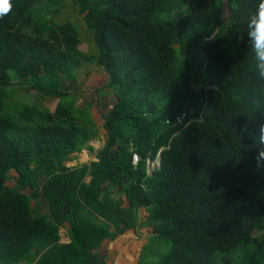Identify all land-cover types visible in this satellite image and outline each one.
Segmentation results:
<instances>
[{
	"label": "trees",
	"instance_id": "trees-1",
	"mask_svg": "<svg viewBox=\"0 0 264 264\" xmlns=\"http://www.w3.org/2000/svg\"><path fill=\"white\" fill-rule=\"evenodd\" d=\"M73 1L93 53L52 17L60 0H12L0 18V264H107L101 242L145 226L138 264H264V167L250 136L264 81L246 37L259 0ZM83 63L103 69L115 101L96 160L76 169L66 163L98 133L92 101L76 105ZM23 86L36 92L27 106Z\"/></svg>",
	"mask_w": 264,
	"mask_h": 264
},
{
	"label": "rangeland",
	"instance_id": "rangeland-1",
	"mask_svg": "<svg viewBox=\"0 0 264 264\" xmlns=\"http://www.w3.org/2000/svg\"><path fill=\"white\" fill-rule=\"evenodd\" d=\"M61 2L57 5V10L54 11L52 17L56 21L69 20L77 27L80 34L81 43L79 49L86 53H93L95 44L92 40L90 33L84 25L82 14L79 13L78 8L73 0H60ZM96 51V48H95ZM76 77L78 85L75 84L77 91L81 94L76 102V105H82L83 97L92 101L91 114L93 120L96 122L97 137L89 140L88 144L93 150L88 151L86 148L72 154V160L66 164L75 167L76 169L84 167L92 160H95L97 150L101 148L106 139L105 129L103 128L102 115L111 108L115 98L109 87L105 86L107 76L102 68L96 66L93 63H83L78 70H76ZM36 96V92L28 90L26 86L20 87L16 92V102L23 106L30 104ZM56 102L55 98H46L43 103V107L50 110L53 109ZM157 166V162L153 161L149 163L148 172H151L154 167ZM10 179L6 182V185L12 187L14 185L13 178L16 177V171L13 169L9 170ZM88 181V176L85 175L83 178ZM24 192H30L29 189ZM117 194V193H116ZM32 207L40 212H46V207L40 200H32ZM146 214L145 210L141 208L139 210L140 219L144 218ZM258 221L263 222L264 218H257ZM63 231V229H62ZM153 233L152 227H137L126 230L124 233L118 235L115 239H105L101 242L98 252L103 257L107 264H115L117 258H124L125 254L132 255L129 261H125L124 264H138V258L140 249L146 244L148 238ZM261 231L253 232V236L257 237ZM121 251V252H120ZM122 256V257H121ZM154 257L153 259H155Z\"/></svg>",
	"mask_w": 264,
	"mask_h": 264
},
{
	"label": "clouds",
	"instance_id": "clouds-1",
	"mask_svg": "<svg viewBox=\"0 0 264 264\" xmlns=\"http://www.w3.org/2000/svg\"><path fill=\"white\" fill-rule=\"evenodd\" d=\"M12 9V0H0V18L8 15ZM247 42L255 59L258 78L264 81V0H259L256 11L247 21ZM253 144L259 150L257 165L264 167V121L260 122L255 132L250 133Z\"/></svg>",
	"mask_w": 264,
	"mask_h": 264
},
{
	"label": "crops",
	"instance_id": "crops-1",
	"mask_svg": "<svg viewBox=\"0 0 264 264\" xmlns=\"http://www.w3.org/2000/svg\"><path fill=\"white\" fill-rule=\"evenodd\" d=\"M105 134H106V130H105ZM93 139H95V138H93ZM103 144H104V143H103ZM88 145H89V144H88ZM102 146H103V145H102ZM102 146H101V147H102ZM84 148H86V147H84ZM84 148H83V149H84ZM83 149H82V150H83ZM86 149H87L88 151H90L88 148H86ZM98 150H99V149H98ZM98 150H97V151H98ZM75 153H76V152H75ZM73 154H74V153H73ZM96 154H97V153H96ZM72 158H73V157H72ZM71 160H72V159H71ZM71 160H70V161H71ZM95 160H96V156H95ZM92 161H93V160H92ZM87 164H88V163H87ZM68 166H69V165H68ZM89 179H90V177L88 176V179H87V180L89 181ZM141 208H143V209L145 210L144 207H140V209H141ZM140 209H139V210H140ZM145 212H146V211H145ZM145 215H146V214H145ZM145 215H144V216H145ZM62 229H63V231H62ZM131 229H132V228H131ZM60 236H61V237H60V242L65 243V242H68V241H69L68 226H67V225H65V226H63V227L60 228ZM120 252H121V251H120ZM131 256H132V255H129V254L127 253V254H125V257H124V258H120V257H119V258L116 259V261H115L114 263H115V264H124L125 261L127 262V261L130 260ZM121 257H122V256H121ZM126 257H127L128 259H127ZM120 260H121V261H120ZM20 264H24V263H20Z\"/></svg>",
	"mask_w": 264,
	"mask_h": 264
},
{
	"label": "built area",
	"instance_id": "built-area-1",
	"mask_svg": "<svg viewBox=\"0 0 264 264\" xmlns=\"http://www.w3.org/2000/svg\"><path fill=\"white\" fill-rule=\"evenodd\" d=\"M137 162H138V155L134 153L132 155V163L135 165Z\"/></svg>",
	"mask_w": 264,
	"mask_h": 264
},
{
	"label": "water",
	"instance_id": "water-1",
	"mask_svg": "<svg viewBox=\"0 0 264 264\" xmlns=\"http://www.w3.org/2000/svg\"><path fill=\"white\" fill-rule=\"evenodd\" d=\"M155 161L158 162L159 161V157Z\"/></svg>",
	"mask_w": 264,
	"mask_h": 264
},
{
	"label": "bare ground",
	"instance_id": "bare-ground-1",
	"mask_svg": "<svg viewBox=\"0 0 264 264\" xmlns=\"http://www.w3.org/2000/svg\"><path fill=\"white\" fill-rule=\"evenodd\" d=\"M127 258V257H126ZM128 259V258H127ZM121 261V260H120Z\"/></svg>",
	"mask_w": 264,
	"mask_h": 264
}]
</instances>
